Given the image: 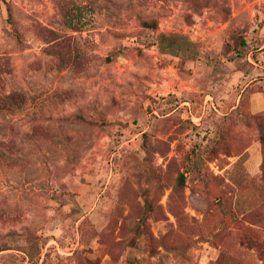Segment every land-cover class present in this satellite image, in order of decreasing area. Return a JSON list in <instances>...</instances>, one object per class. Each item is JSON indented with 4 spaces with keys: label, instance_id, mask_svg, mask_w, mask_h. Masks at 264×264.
Listing matches in <instances>:
<instances>
[{
    "label": "rangeland",
    "instance_id": "obj_1",
    "mask_svg": "<svg viewBox=\"0 0 264 264\" xmlns=\"http://www.w3.org/2000/svg\"><path fill=\"white\" fill-rule=\"evenodd\" d=\"M0 152V264H264V0H0Z\"/></svg>",
    "mask_w": 264,
    "mask_h": 264
},
{
    "label": "trees",
    "instance_id": "obj_2",
    "mask_svg": "<svg viewBox=\"0 0 264 264\" xmlns=\"http://www.w3.org/2000/svg\"><path fill=\"white\" fill-rule=\"evenodd\" d=\"M144 23H145V25L148 26V27H155V26H157V23H152L151 21H145ZM107 60L112 61V60H113V55H109V56L107 57ZM7 97H8V99H9V98H10V95H8ZM6 105H7V104L5 103V104L3 105V107L6 106ZM0 157L4 158L5 160H8V161H11V160H12L11 156L8 155V154H6V153H4V152H0ZM184 183H185V176H184V174H180V175H179V184H180V185H184ZM4 246H5V245L0 244V251H2V250L5 249Z\"/></svg>",
    "mask_w": 264,
    "mask_h": 264
}]
</instances>
